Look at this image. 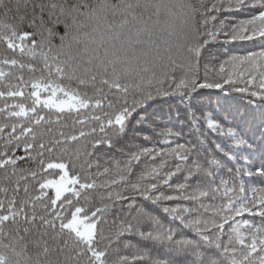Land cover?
Segmentation results:
<instances>
[{"label":"snow or ice","instance_id":"1","mask_svg":"<svg viewBox=\"0 0 264 264\" xmlns=\"http://www.w3.org/2000/svg\"><path fill=\"white\" fill-rule=\"evenodd\" d=\"M0 264H264V0H0Z\"/></svg>","mask_w":264,"mask_h":264},{"label":"trees","instance_id":"2","mask_svg":"<svg viewBox=\"0 0 264 264\" xmlns=\"http://www.w3.org/2000/svg\"><path fill=\"white\" fill-rule=\"evenodd\" d=\"M27 75V74H26ZM206 92H207V90H206ZM207 95L213 100V102L215 101V99H216V93H213V92H207ZM233 96L237 99V100H239V94H237V93H233ZM236 106H234V108H235ZM238 107H239V112L236 114L237 115V120H241V119H243V120H247L248 119V116H247V113H246V111H245V109H244V105H243V103L241 102V103H239V105H238ZM165 110H166V106H165ZM229 120H231V117H229ZM226 127L227 126H229V125H225ZM245 126H247V125H245ZM187 131V130H186ZM210 139H212V140H214V141H216V142H220V139H218L214 134L213 135H211L210 136ZM222 139V138H221ZM181 142H183V141H181ZM54 178H59V173H57L55 176H54Z\"/></svg>","mask_w":264,"mask_h":264},{"label":"rangeland","instance_id":"3","mask_svg":"<svg viewBox=\"0 0 264 264\" xmlns=\"http://www.w3.org/2000/svg\"><path fill=\"white\" fill-rule=\"evenodd\" d=\"M58 179V178H57Z\"/></svg>","mask_w":264,"mask_h":264}]
</instances>
